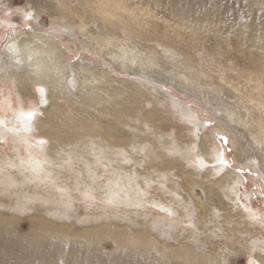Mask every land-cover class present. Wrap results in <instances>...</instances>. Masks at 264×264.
<instances>
[{
    "label": "bare ground",
    "instance_id": "obj_1",
    "mask_svg": "<svg viewBox=\"0 0 264 264\" xmlns=\"http://www.w3.org/2000/svg\"><path fill=\"white\" fill-rule=\"evenodd\" d=\"M254 2L27 0L24 7H16L14 0H0V17L7 24L19 21L43 29V14L53 19V28L63 20L70 21L79 35L87 41H97L100 52L117 65L112 69L102 60L90 62L83 58L78 70L83 80L76 95L66 84L64 53L59 44L21 27L13 30L0 51V67L6 70L1 77L13 81L18 103L25 112L16 118L22 132L8 131L6 136L14 142L35 138L41 155L54 163L37 177L25 170L21 160H27L17 151L14 156H0V212L6 206L9 211H28L43 223L55 226L59 222L58 229H67L60 220L67 225L70 217L49 213L67 212L76 203L79 205L77 185L88 181L83 180V171L91 169L96 175H103L102 167H93L101 149L112 160L117 159L118 150L129 152L135 163L130 170L122 164L121 167L129 174L135 173L139 177L136 184L149 193L148 206L142 211L117 210L113 222L102 214L96 216L98 223L83 243L97 245L107 234L111 248H93L96 252L91 259H87L81 246H72L69 241L61 246L57 240L62 238L56 240L47 226L41 227L37 240L22 243L20 238L5 232L6 226L0 221V264H230L233 257L229 254L235 253V257L239 245L246 242L250 250L257 248L252 259L264 264V253L260 252L264 226L253 221L237 202L239 175L225 168L217 176V169L200 168L193 163L198 158L205 165L215 163L218 142L212 133L201 128L203 139L197 141L191 135L192 127L182 122L171 107L169 94L115 73L119 72V64L130 73L143 64L131 55L136 47L169 59L160 65L173 81L180 82L174 73L191 81L205 98L218 99L227 118L230 114L234 117L235 122L229 121L242 136L235 148L236 161L254 160L259 166L260 144L264 141V20L259 8L251 7ZM245 12L242 21L240 17ZM209 25L213 27L210 29ZM69 28V33L62 32L63 36L77 39L73 27ZM172 39L190 51L199 48L202 56L188 53L175 61L163 47L153 43L159 40L168 45L167 40ZM10 46H15V53L9 51ZM201 57L205 61L199 64ZM41 88L44 92L40 95ZM4 101L11 105L12 98ZM148 103L152 106L147 110ZM30 111L34 113L31 120L27 116ZM0 121L3 128L6 122ZM167 122L174 124V134L166 132ZM41 140L48 143L40 144ZM173 143L180 156L169 155ZM133 148L137 151L132 152ZM48 174L51 182L45 179ZM145 180L152 182L151 187ZM153 203L162 211L171 209L175 215L157 212L149 206ZM139 212L148 217L137 219L134 214ZM154 215H162L161 220ZM55 216L60 220H49ZM116 220L130 221L139 228L132 227L137 232L130 237L131 226ZM119 225L125 226L123 232ZM16 230L19 231L13 229ZM173 250L179 251L175 257L171 256Z\"/></svg>",
    "mask_w": 264,
    "mask_h": 264
},
{
    "label": "rangeland",
    "instance_id": "obj_2",
    "mask_svg": "<svg viewBox=\"0 0 264 264\" xmlns=\"http://www.w3.org/2000/svg\"><path fill=\"white\" fill-rule=\"evenodd\" d=\"M14 5L16 7H24L27 5V0H14ZM76 19V18H75ZM42 20L45 23V27L43 29H37L31 24L23 25L19 21H16V23H9L7 24L5 20L0 17V51H2L3 46L7 42L8 39L12 37L13 30L17 27L23 28L26 32H31L36 35L45 36L47 39L55 41L59 44L60 49L64 53V65L66 70V77L67 81L73 79V76L76 80V87L72 89V92L76 95H79L78 88L80 87L83 77L81 74L78 73V70L80 69V64H82V59H87L88 61H97L102 60L106 66L111 67L112 69L117 68V65H114L111 58L106 55L103 52H100V47L97 44V41H87L85 38H83L81 35H79V30L77 27H75L74 23L70 21L63 20L59 22V25L55 28H53V19L50 16H46V14L42 16ZM77 20V19H76ZM14 25V26H10ZM72 26V31L76 32L78 34L77 39L69 37L68 34L63 36L64 32H68L70 30L69 26ZM63 32V33H62ZM117 43V41H116ZM153 43L157 45L158 47H163L165 50V53L167 55L170 54L171 57L176 61L177 59L181 58L182 56H187L188 53H195L198 52L201 55V52L199 48H194L192 51L189 50V48L183 46L181 43L175 42V40H167L168 45H164L159 40H153ZM124 44H120V48H123ZM135 61H141L143 63L139 68L133 69V71L130 73L126 68L123 67L122 64H119L118 73L115 70V73L118 74V76L122 77H129L135 76L138 80H151L154 82V84H158L161 82H164L167 85H171L173 83V79L171 78V74L169 72H165L164 67H161V63L165 65L167 63V60L164 59V56H162V59L159 58L158 55L153 54L150 55L148 51H142L139 47H136L133 49V52L131 54ZM205 61L203 57H201L200 60L197 62L199 64H202ZM91 62V61H90ZM185 62V61H184ZM1 68V67H0ZM121 68V69H120ZM152 69H156L154 71H151ZM4 71H6L4 69ZM3 71V72H4ZM0 72V120L3 119L6 122L7 126H12L13 129L16 131H21L19 124L16 123V118L18 117L19 113L22 111L25 112V110L19 105L17 100V88L12 80H4L2 79V73ZM132 79V78H131ZM177 85V92H179L178 100L181 102H192L194 104V108L203 113L207 112L209 116H211L216 121L215 127H209L207 128L214 136V133L217 131H220L221 134H227L230 137L229 145L228 147L232 150L231 155L228 156V159L230 161H234V168L235 167H242L241 172H236L241 182L239 184L238 189V197L237 202L242 205L245 212L251 217V213L249 212V209H251L252 213H255L257 216L264 215V196L260 195L261 187L264 186L261 184V172L258 165H252L251 167H248L249 163L251 161L247 160L245 163H238L236 161V155H235V148L238 143V141L242 138L241 134L237 132L235 129H233V124L230 123L229 119L224 115L225 107L218 101V99L215 96H208L204 97V94L195 87V85L192 84L193 87V93L191 95H185L183 91H180V82H176ZM37 85L34 86L36 89ZM37 95V93H36ZM5 98H12L11 105H8L6 101H4ZM37 102L39 101V97L36 98ZM124 101L125 98L123 99ZM211 104H209L208 102ZM151 104H147V110L151 108ZM27 110H32V108H29ZM31 112V111H30ZM176 117V115H175ZM166 132L168 134H174V124L171 122H167L165 124ZM14 132V131H13ZM22 132V131H21ZM32 132V130L30 131ZM26 133V132H24ZM0 139L5 140L6 142L0 143V156H14V153L17 151L18 155L22 156L24 159L28 160L30 155L31 158H39L42 157L41 150L38 149L36 139L31 138L30 141H23V142H14L11 137L4 136L0 137ZM242 140V139H241ZM218 144L220 141H218ZM18 145V148H17ZM21 146V147H19ZM253 154L260 158V155L257 153L256 149L252 150ZM226 155H228L226 153ZM36 160V159H34ZM254 161V160H252ZM97 165L94 164L93 167H96ZM233 168V170H234ZM253 171L257 173V175L253 176ZM88 172L89 171H83V180H88ZM104 175V172H103ZM163 198V197H162ZM151 207V205H149ZM157 212L162 214H167L166 212H163L161 208L158 207H152ZM2 212H0V221L2 222L3 226H6L5 232L8 234H13V236H16L20 238L22 243L25 241H32L33 238L37 240V236L41 234V227H49L50 232L54 236V238L61 240H57L61 242V246L65 245V241H69L68 244L72 246H81L80 248L85 250L84 255H88L87 259H91L94 257V253L96 251H92L93 248L97 249H103L104 251L110 250V244L106 239L110 235H103L105 237L104 240L101 242H96L95 244H84L83 239H85L87 236L90 235V230L93 229L98 221L96 219L97 215L102 214L105 218H110L113 222L115 218V212L112 210H105V209H99V210H91L84 208L80 203H76L71 208V216H70V223H67V225L64 224V221L58 219L56 216L49 220H60L62 223V226L67 228L60 230V224L59 222L54 226L51 225L49 222H42L39 218L35 217V215H29L28 211H24L23 213H20L19 211H9L7 206L1 208ZM144 209V208H143ZM141 209V211L143 210ZM148 211V210H147ZM86 213H89L91 215V219L88 222L81 223L79 218L85 217ZM124 213V212H123ZM148 213V212H147ZM125 214V213H124ZM135 217L139 220L144 219L145 217H148V214L145 215L143 213H137L134 214ZM34 218H32V217ZM124 216V215H123ZM156 219H160L162 215H154ZM125 218V217H123ZM252 219V218H251ZM253 220V219H252ZM120 224H124L126 226H131L130 232H128V235L130 237L134 236V233L137 232L133 228H139L135 227L136 225L133 224L130 221L123 222L121 220H116ZM257 224L262 225L257 220H253ZM115 228L116 225L112 224ZM124 225H119V228L121 229L120 232H123L122 229L125 227ZM118 226V225H117ZM264 226V225H262ZM111 227V228H114ZM133 227V228H132ZM60 228V229H58ZM13 229H18L19 231H13ZM111 230V229H110ZM101 237V235H99ZM262 237L264 238V233H262ZM87 240V239H86ZM85 242V241H84ZM57 243V242H56ZM106 243V245H105ZM99 244V245H98ZM57 245V244H55ZM179 251L173 250L171 252V256L175 257ZM93 253V254H92ZM176 253V254H175ZM252 250H250L249 244L241 243L239 245V251L237 255L234 257L235 253H230L228 257H233V261L230 264H246V262L249 260V257L252 259V255H254ZM49 258H52L51 256H48ZM3 261L6 260L3 258ZM58 264H65L63 261H59ZM75 264V262H73ZM223 264H228L227 262H224Z\"/></svg>",
    "mask_w": 264,
    "mask_h": 264
},
{
    "label": "snow or ice",
    "instance_id": "obj_3",
    "mask_svg": "<svg viewBox=\"0 0 264 264\" xmlns=\"http://www.w3.org/2000/svg\"><path fill=\"white\" fill-rule=\"evenodd\" d=\"M245 4L249 5V0H245ZM251 7L255 10L257 7L259 8L260 13L262 14L261 18L264 20V0H255ZM247 15V12L241 15L240 19L243 21L244 17ZM251 19V17H249ZM14 26V25H10ZM213 26L209 25L211 29ZM246 27V25H245ZM9 51L15 53V46H10ZM31 59V57H29ZM19 63V61H17ZM134 63V62H133ZM38 70V69H37ZM4 69L0 68V72H3ZM175 79L180 81V91H183L185 95H191L193 93L192 82L189 80H185L183 77L178 76V74H172ZM132 79H136L135 76L131 77ZM141 84H145L148 86H154L157 89H161L163 92L169 94L171 107L177 112L182 122L190 125L193 129L191 135L196 138L197 141L203 139L201 136V128H209L215 127L216 121L208 115L207 112H199L194 108V104L192 102H180L178 100L179 92H177V85L175 80L171 85H167L164 82L154 84L151 80H141L139 81ZM66 84L69 87V91L76 87V80L73 76V79L66 81ZM40 92H44V89H40ZM46 103V100L44 101ZM29 120L32 119L34 113L29 112L27 114ZM229 120L234 121V117L230 114L228 116ZM0 124H3V121H0ZM31 131V129H27ZM8 131H16L15 129H7L5 125L3 128H0V137L6 136ZM215 139L220 141L217 144L216 148V156L214 157L215 163L211 166L205 165L202 158H198L193 163L198 165L200 168L211 167L213 169H217L214 173L219 176L220 171L223 169L233 170L234 161H230L228 156L231 155V149L228 147L230 137L227 134H221L220 131L214 133ZM6 142L3 139H0V143ZM40 144H47L48 141L41 140ZM262 150V158L259 162V169L261 170V184L264 185V141L260 144ZM137 149L133 148L132 152H136ZM142 151V149H141ZM226 153L228 155H226ZM169 155L180 156L181 152L177 145L173 143L169 147ZM105 156H108V159H105ZM53 161H50L47 156H42L39 160H34L31 158V155L27 161L21 160L22 165H26V171H31L34 176H43L46 173V169L48 166L53 164ZM135 163V161L130 158L129 152L118 150L117 159L112 160L111 155L107 153L105 150H100V155L96 157V165L98 168H103L104 175H96L93 173L91 169L88 172V181L83 185H77V193H78V202L86 209L91 210H121L131 212L133 210L139 211L148 206L149 193L147 191L141 190L139 185L136 184V181L139 179L135 175V173L129 174L121 167L126 166L131 169V166ZM256 161H251L248 167L255 165ZM10 166H15L11 165ZM119 169V171H117ZM235 172H241L242 167H235ZM253 176L257 175L255 171H253ZM116 177H119L116 179ZM49 182H51V175L48 174L45 176ZM107 181V183H105ZM151 181L145 180V184L148 187H151ZM239 184V181L237 182ZM123 185V186H122ZM135 185V187H134ZM233 191L236 190V185H233ZM61 192H65V189H60ZM134 193V194H129ZM260 195L264 196V186L261 187ZM178 199V198H177ZM159 205L153 203L151 207H158ZM163 211L167 212L169 216H174L175 213L171 209H163ZM251 218L253 220H257L259 223L264 225V215L257 216L255 213L251 212ZM50 215H59V216H71V211L65 212L64 210H58L55 213H49ZM81 223H85L90 221L91 215L86 213L85 217L79 218ZM260 252L264 253V241H260ZM248 264H258L257 260L251 259L249 257Z\"/></svg>",
    "mask_w": 264,
    "mask_h": 264
},
{
    "label": "clouds",
    "instance_id": "obj_4",
    "mask_svg": "<svg viewBox=\"0 0 264 264\" xmlns=\"http://www.w3.org/2000/svg\"><path fill=\"white\" fill-rule=\"evenodd\" d=\"M256 251H257V248H256V247H253V248H252V252L254 253V252H256ZM246 264H248V261L246 262ZM258 264H261V262L258 261Z\"/></svg>",
    "mask_w": 264,
    "mask_h": 264
},
{
    "label": "water",
    "instance_id": "obj_5",
    "mask_svg": "<svg viewBox=\"0 0 264 264\" xmlns=\"http://www.w3.org/2000/svg\"><path fill=\"white\" fill-rule=\"evenodd\" d=\"M43 94V93H40V95Z\"/></svg>",
    "mask_w": 264,
    "mask_h": 264
}]
</instances>
